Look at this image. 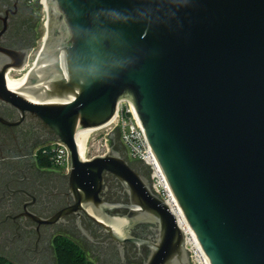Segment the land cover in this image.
I'll return each mask as SVG.
<instances>
[{
	"label": "water",
	"instance_id": "95a60500",
	"mask_svg": "<svg viewBox=\"0 0 264 264\" xmlns=\"http://www.w3.org/2000/svg\"><path fill=\"white\" fill-rule=\"evenodd\" d=\"M47 2L37 60L17 91L0 71V102L67 147L77 207L113 239L148 246L144 264H192L177 214L125 153L112 143L81 158L90 130L128 101L209 263L264 264V0ZM105 173L128 204L100 199ZM119 207L128 214L104 211ZM139 224L154 240L127 235Z\"/></svg>",
	"mask_w": 264,
	"mask_h": 264
},
{
	"label": "flooded vegetation",
	"instance_id": "af4514ba",
	"mask_svg": "<svg viewBox=\"0 0 264 264\" xmlns=\"http://www.w3.org/2000/svg\"><path fill=\"white\" fill-rule=\"evenodd\" d=\"M39 16L26 0H0V71L17 80L33 68L39 43ZM20 64L22 70L16 69ZM51 135L40 122L0 102V258L11 264H58L57 243L67 239L90 264H144L150 248L136 241L113 239L77 207L71 191L70 169L56 166L48 141ZM109 152L106 151L105 155ZM128 157V156H127ZM151 182L142 163L129 160ZM100 199L128 204L122 185L105 173ZM111 217H123L126 208H104ZM31 214L25 216L24 214ZM154 225L127 230L133 239L154 240Z\"/></svg>",
	"mask_w": 264,
	"mask_h": 264
},
{
	"label": "built area",
	"instance_id": "2783aa9c",
	"mask_svg": "<svg viewBox=\"0 0 264 264\" xmlns=\"http://www.w3.org/2000/svg\"><path fill=\"white\" fill-rule=\"evenodd\" d=\"M26 1L31 5L41 4L44 7V0ZM106 128H110V130L107 132V136L116 130L120 131L123 146L125 147L130 160L142 163L146 166L150 173L153 191L157 195H160V197L173 209L175 203L172 194L150 149L134 107L130 102L122 101L119 105L118 113L115 119L108 126L98 129L92 133L89 139L88 149L85 152L83 158L81 156L82 160L89 161L95 157L104 156L106 151L109 150L107 140L105 146H100L96 142H93L94 134ZM50 148L53 152L52 159L56 166L69 170V152L67 147L62 143L54 142L50 145ZM172 204H174V206H172ZM178 215L180 214H177L179 220ZM186 229L184 228L187 240V249L190 251L192 264H210L201 247L194 239L195 237L193 234L188 229Z\"/></svg>",
	"mask_w": 264,
	"mask_h": 264
},
{
	"label": "rangeland",
	"instance_id": "374dc122",
	"mask_svg": "<svg viewBox=\"0 0 264 264\" xmlns=\"http://www.w3.org/2000/svg\"><path fill=\"white\" fill-rule=\"evenodd\" d=\"M34 8H35V12L39 16V29H38L39 30V43L37 44V50H36L35 54L31 58V64L34 61L35 56L37 55L39 50L42 48L44 38L46 36L47 13H48L47 9L45 10V8L41 4L34 5ZM109 130H110V128H106V129H102V130L96 132L93 136V142H96L100 146H103V145L105 146L106 140H107V142H108L107 144L109 145V148L112 145V143H114L115 148L117 150H119L121 153H123V154L125 153L127 155L125 147L123 146L120 131H117V130L114 131L115 139H114V141H111L110 140L111 134L109 136H107V132ZM127 158L130 160L129 156Z\"/></svg>",
	"mask_w": 264,
	"mask_h": 264
},
{
	"label": "trees",
	"instance_id": "16d2710c",
	"mask_svg": "<svg viewBox=\"0 0 264 264\" xmlns=\"http://www.w3.org/2000/svg\"><path fill=\"white\" fill-rule=\"evenodd\" d=\"M58 264H90L82 251L67 239H60L57 243ZM0 264H11L0 258Z\"/></svg>",
	"mask_w": 264,
	"mask_h": 264
},
{
	"label": "bare ground",
	"instance_id": "6f19581e",
	"mask_svg": "<svg viewBox=\"0 0 264 264\" xmlns=\"http://www.w3.org/2000/svg\"><path fill=\"white\" fill-rule=\"evenodd\" d=\"M44 7H45V10L47 9V16L50 14V11H51V7H50V5H49V3L47 2V0H44ZM25 80H26V76L25 77H22V78H20V79H17V80H15V79H13L12 77H9V80H8V87H9V89L10 90H13V91H17L18 90V88H20L23 84H24V82H25ZM109 125V124H108ZM107 125V126H108ZM106 127V126H105ZM96 130H98V129H91L90 130V132H89V134H88V137H87V139H86V141H85V143H84V146H83V148H82V150H81V152H80V155L82 156V158H83V156H84V154H85V152L87 151V149H88V144H89V139H90V136L92 135V133L94 132V131H96ZM172 206H174V204H172ZM172 210H174V212L176 213V214H180L179 213V211H178V209H177V207H173V209ZM179 216V220H180V223H181V226L183 227V228H185L186 229V223H185V221H184V219L182 218V216L181 215H178ZM187 230V229H186ZM195 239V238H194ZM196 240V239H195ZM197 241V240H196ZM198 243V242H197ZM198 245H199V243H198ZM200 246V245H199Z\"/></svg>",
	"mask_w": 264,
	"mask_h": 264
}]
</instances>
